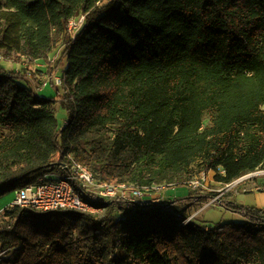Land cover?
<instances>
[{
	"label": "trees",
	"instance_id": "trees-1",
	"mask_svg": "<svg viewBox=\"0 0 264 264\" xmlns=\"http://www.w3.org/2000/svg\"><path fill=\"white\" fill-rule=\"evenodd\" d=\"M59 43L63 95L0 67V197L68 154L99 182L140 187L188 179L195 163L224 185L264 170V0H0L1 58L50 68ZM217 195L91 203L100 214L13 207L0 264H264V211L229 193L214 203L246 221L180 225L193 211L177 204Z\"/></svg>",
	"mask_w": 264,
	"mask_h": 264
},
{
	"label": "built area",
	"instance_id": "built-area-1",
	"mask_svg": "<svg viewBox=\"0 0 264 264\" xmlns=\"http://www.w3.org/2000/svg\"><path fill=\"white\" fill-rule=\"evenodd\" d=\"M84 17L85 15H79L68 20L67 31L71 40H74L76 33L81 28ZM52 84L61 90L65 89L64 75L54 77ZM260 173L264 174V170ZM252 176L253 173L227 185H236L238 182H242ZM203 180L204 175L202 173L199 178L191 179L187 184L192 187ZM168 187H171V184H155L140 187L133 183L109 184L99 182L88 167L78 163L68 154L64 157L62 163L52 171L42 175L35 184H29L16 189L13 193L14 199L12 203L6 208L0 209V216L6 210L13 207L31 208L38 212L73 210L98 214L104 211V208H97L91 203L102 200L112 201L114 199H121L137 204L144 202L161 203V198L156 196L155 193ZM81 195H83V198ZM219 197H215L209 203H214ZM189 220L190 217L182 220L180 225L185 226ZM7 228L9 229L10 225Z\"/></svg>",
	"mask_w": 264,
	"mask_h": 264
},
{
	"label": "rangeland",
	"instance_id": "rangeland-1",
	"mask_svg": "<svg viewBox=\"0 0 264 264\" xmlns=\"http://www.w3.org/2000/svg\"><path fill=\"white\" fill-rule=\"evenodd\" d=\"M62 54V45L59 43L56 47V49L53 51V53L49 56V65L50 68H47L46 63L43 61V66H33V62L28 64L24 59L18 58L16 61L8 60V59H0V67L4 68L5 70H15L20 72L21 75H24L25 72L27 71V79L29 86L34 89L38 90V88H41L42 86H49L51 90H53L55 95L60 93V95H63V91L59 88L56 87L52 84V80L54 77H60L62 76L63 72L67 69V58H62L61 61L60 57ZM58 67L57 66V63ZM36 65V64H35ZM36 67H40L41 70L36 69ZM16 68V69H15ZM26 69V70H25ZM48 69L51 70L50 74L53 73V76L48 75ZM56 69V70H55ZM34 73V76H33ZM52 95V93H39V96L45 97V98H51L54 97L55 95ZM57 111H56V118L58 120V124L60 126L63 125V122L66 118V114L64 110L61 108V106L57 105L56 106ZM197 167L198 163L193 164L192 166V175L188 179H183V177L177 176L175 179L174 183L171 184V187L177 186L175 189L178 188L185 189V193H181L177 199H183L187 198L189 196L188 188L190 189V192H192L195 195H207V194H218L217 196H222L223 194L229 192L233 188H236L232 193L231 196H235L238 198V201H244L246 200L247 202L251 200L252 196L250 192H243V189H247L249 186H252L253 184L257 185H263L264 186V174H261L260 172L262 170L256 171L255 174L253 173V176L251 178H247L243 180L242 182H238L236 185H216V182L213 181V172H204V180L200 181L196 186L190 187L187 183L191 179H196L199 178L200 175L202 174H197ZM252 174V173H251ZM249 175V174H248ZM247 176V175H246ZM244 177V176H243ZM167 185V184H166ZM231 187V188H230ZM173 189V188H172ZM164 190L160 192H156V196H158L160 201H163V194H161ZM14 191H9L5 193L0 199H4V208H6L8 205H10L14 199L13 195ZM193 203H197V200H191L190 202L187 203H179L177 204L180 206L181 214L186 215L189 212L193 211L196 209L199 204L192 205ZM188 204V205H186ZM217 205V204H216ZM201 208V207H200ZM103 213V211L99 212L98 214ZM233 213L230 211H227L225 209H222L220 206H211L208 210L203 212L199 218L194 220V223L204 226V227H209V226H215L218 224H224V223H230L231 218H232Z\"/></svg>",
	"mask_w": 264,
	"mask_h": 264
},
{
	"label": "crops",
	"instance_id": "crops-1",
	"mask_svg": "<svg viewBox=\"0 0 264 264\" xmlns=\"http://www.w3.org/2000/svg\"><path fill=\"white\" fill-rule=\"evenodd\" d=\"M33 63H34V64H32L33 66H40V67L43 66V61H35ZM40 67H36V69L41 70ZM44 92L45 93L48 92L50 94L52 93V95L55 93L47 85L42 86L41 88H38V90L36 91V93H38V94L39 93H44ZM216 185L219 186V185H222V184L216 182ZM176 187L177 186L168 187L161 193V194H163V201L161 203H165V202H168V201H173L174 199H177L181 193H185L186 192L184 188L178 190V188L175 189ZM186 188L188 189V192L190 193V189L188 188V186ZM235 189L236 188L232 189L230 192H227V193L231 194ZM242 191L243 192H250L251 193L250 196H252L251 200H249L248 202L246 200L238 201V198L236 196L234 198V196H231V195H230L229 199L231 201L236 202L239 205H243V206H246V207H251V208H255V209L264 211V186L263 185L253 184L252 186H249L247 189H243ZM195 204H199L198 201H197V203H193L192 205H195ZM4 205H5L4 204V199H0V209H3ZM186 205H188V204H186ZM211 206H218L219 207L218 204L216 205L215 203H207L204 206H201V208H196V209L193 210V213L189 216L190 217L189 221L194 222L195 219L199 218V216L203 212L208 210ZM231 221L234 222V223H241V222H244L246 220L241 215L233 213Z\"/></svg>",
	"mask_w": 264,
	"mask_h": 264
},
{
	"label": "water",
	"instance_id": "water-1",
	"mask_svg": "<svg viewBox=\"0 0 264 264\" xmlns=\"http://www.w3.org/2000/svg\"><path fill=\"white\" fill-rule=\"evenodd\" d=\"M111 202V201H110Z\"/></svg>",
	"mask_w": 264,
	"mask_h": 264
}]
</instances>
